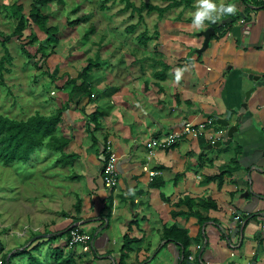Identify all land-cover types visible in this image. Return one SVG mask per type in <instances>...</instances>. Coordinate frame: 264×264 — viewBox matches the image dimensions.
<instances>
[{
  "label": "crops",
  "instance_id": "obj_1",
  "mask_svg": "<svg viewBox=\"0 0 264 264\" xmlns=\"http://www.w3.org/2000/svg\"><path fill=\"white\" fill-rule=\"evenodd\" d=\"M157 1L163 8L170 0ZM201 2L162 14L156 10L153 36L144 26L136 45L98 39L90 60L91 97L74 94L63 111L58 132L67 144L59 151L41 148L51 167L45 176L30 166L41 159L34 153L26 163L0 161V260L8 253L10 264L14 259L20 264V257L29 264L30 253L42 264L66 257L72 264H179L181 244L163 236L165 228L176 226L187 230L189 256L197 261L250 264L257 254L255 264H264V4L221 0L217 15L196 25ZM228 5L235 6L234 13L224 11ZM222 17L231 21L197 54L200 32ZM66 80L52 85L58 87L59 106L41 113L51 114L68 100L61 89ZM94 112L97 126L89 119ZM208 119L213 120L205 131L211 136L187 135L168 148L146 145L185 122ZM233 126L229 144L214 146L227 140ZM107 143L117 158L113 188L102 182ZM20 163L41 173L45 189L28 191L29 181L8 169ZM144 165L155 172L152 177ZM185 198L193 200L190 210ZM198 215L206 220L200 222ZM81 225L93 236L89 251L66 245L68 229ZM235 228L241 234H234ZM124 237L132 243L121 261ZM22 250L29 253L18 254Z\"/></svg>",
  "mask_w": 264,
  "mask_h": 264
},
{
  "label": "rangeland",
  "instance_id": "obj_2",
  "mask_svg": "<svg viewBox=\"0 0 264 264\" xmlns=\"http://www.w3.org/2000/svg\"><path fill=\"white\" fill-rule=\"evenodd\" d=\"M65 1L63 6L51 3L45 7L39 4L41 11L49 15L46 25L48 27L55 26L58 29L54 33L58 41L48 46V55L44 56L39 47L41 46L40 41L46 37L45 32L39 29L37 25L30 23L20 37L13 36L17 19L11 18L8 12L2 8L4 4L10 5L16 2L22 4L23 13L27 16L30 1L0 0V41L5 42L11 56L10 62L5 61L2 65L0 64V115L21 120L34 114L35 111L49 112L50 109L55 110L61 101L59 102L57 99L58 94L55 91L58 90V87H52V85L55 84L54 82L60 83L59 80L65 79V77L69 79L71 75L78 73L81 67H86L88 61L92 60L91 57L94 56L98 39L101 41L106 39L116 41L119 38L136 45L138 44L137 34L143 30L144 26L149 29L151 37L153 36L152 29L157 19L155 11L147 12L146 8H143L139 16L137 12H132L131 9L123 10L125 2L121 0L108 2H103V0ZM130 1L136 7H141L143 3L155 5L158 2L157 0ZM207 2L214 5L213 9L207 10L208 16H216L222 7L221 0H207ZM102 6L105 8L102 9ZM75 20L77 22L73 24ZM131 25H134L133 29H130ZM89 28H92V31L84 36ZM32 35H35L37 40L32 42ZM78 37H80L79 41L81 43L86 41L82 43L84 45L78 42ZM22 45L25 46V50L30 57L22 51ZM119 47L121 48L122 45H119ZM78 49L80 54H78ZM3 55L4 48L0 43V60ZM52 90L53 93H50ZM55 101H58V103ZM40 150L41 148L34 152V156L32 155L34 159L40 157L42 152L47 153L45 149H42L41 152ZM39 152L40 154H38ZM47 156H41V159L30 165L35 166L43 176L46 172L51 171L47 160L49 156ZM42 157L47 158L44 160ZM9 167L8 169L17 171L22 180L29 181L30 189L28 191L31 193L36 191L37 187L42 186L44 188L45 185H48L46 181L42 180L41 173H34V170L29 168L28 164L20 163ZM33 176L36 177V181ZM64 182L67 185L69 184V181L65 179ZM82 226L80 228L83 231L87 232L89 230L85 226L82 228ZM0 242L4 243L2 238H0ZM43 256L45 257V253ZM17 260L20 264H23V257ZM13 261L14 264H18L16 259ZM79 264L88 263L79 262Z\"/></svg>",
  "mask_w": 264,
  "mask_h": 264
},
{
  "label": "trees",
  "instance_id": "obj_3",
  "mask_svg": "<svg viewBox=\"0 0 264 264\" xmlns=\"http://www.w3.org/2000/svg\"><path fill=\"white\" fill-rule=\"evenodd\" d=\"M30 8L28 15H24L22 4L13 2L10 5H2V8L8 12L9 16L13 19H17V24L13 32V36L20 37L24 29L30 23L37 25V27L43 30L46 34V37L40 41L41 46L39 47L42 51V54L48 55L47 48L49 45L56 43L58 41L57 37L54 35L58 31L57 27L51 26L48 27V13L42 12L39 8V4L49 6L51 3L58 4L63 6L65 0H29ZM116 1V0H103V2ZM125 2L123 10L131 9L132 12H137L140 16L143 8H146L147 12L158 11L160 14L165 12L167 9L178 6L180 4L184 5V8L189 6L192 0H170L169 3L163 7L158 8L156 5L143 3L141 7H136L130 0H121ZM105 7L102 6V9ZM77 20L73 22L75 24ZM79 22V18H78ZM210 25L215 27V32L218 31L220 27L215 26V20H213ZM131 29L134 28V25H131ZM92 28L87 29L85 36H87L92 30ZM7 39V38H6ZM5 39V40H6ZM144 39L145 43L148 41L149 37L146 35L141 37V40ZM37 40L35 35H32L31 41ZM4 48V55L0 60V64L3 62H10L11 56L8 53V50L5 46V42L0 41ZM22 51L26 53L29 57L30 55L25 50V46L22 45ZM93 62L88 61L87 66L84 67L75 78L67 79L62 85L61 89L68 94V100H66L60 108L51 114H43L39 111H36L34 114L30 115L26 119L17 120L6 115H0V161L4 164H9L13 162H22L26 163L31 155L39 148L45 147L49 150L59 151L66 144L67 140L64 138L58 130L59 122L63 111L68 107L71 102V98L74 94L81 92V95L87 98L91 97V70L93 68ZM77 80L80 82L77 84ZM97 116L98 113L94 112L89 115V119H93L94 126H97ZM189 205V210L191 205H193V200L185 198ZM211 208L215 207V204L211 203ZM76 211L79 210V201L76 200L75 203ZM175 214V213H173ZM194 214L192 211L187 213ZM199 221L203 222L206 218H202L201 215H198ZM176 231L177 234L173 232ZM164 237L171 238L174 242H179L182 246L181 261L180 264H185V261L188 260L189 251L187 249L190 239L188 238V232L185 229L172 226L170 228H165L163 232ZM132 240L124 237V244L120 253V259H123L127 256V251L130 250V244ZM2 251V246L0 247V252ZM25 250L18 252V254H26ZM29 253V252H28ZM8 253H5L1 257V264H10L11 256L7 257ZM29 264H42L38 258L32 256L29 253ZM74 260L71 257L62 258L57 264H72Z\"/></svg>",
  "mask_w": 264,
  "mask_h": 264
},
{
  "label": "built area",
  "instance_id": "obj_4",
  "mask_svg": "<svg viewBox=\"0 0 264 264\" xmlns=\"http://www.w3.org/2000/svg\"><path fill=\"white\" fill-rule=\"evenodd\" d=\"M264 4V0H257ZM213 119H208L203 123L192 124L191 122H185L182 126L176 130H172L165 135L160 137H153L149 139L146 143L147 147L150 149L154 148H168L174 144L178 139H181L187 135H199V134H209L210 132L205 131L206 125H210ZM103 151L106 153L104 157V163L102 165V182L106 188H113L116 186L118 181V170H117V158L114 152H112L109 143L106 144ZM143 170L148 172V175L152 177L155 172L149 169L146 165L143 166ZM239 219V215L235 216ZM26 228V227H24ZM93 236L90 233L84 232L80 226L70 227L66 235V245L69 249L74 250L79 247L81 251H89L92 246ZM189 260L193 257L189 256ZM1 263V262H0Z\"/></svg>",
  "mask_w": 264,
  "mask_h": 264
},
{
  "label": "water",
  "instance_id": "obj_5",
  "mask_svg": "<svg viewBox=\"0 0 264 264\" xmlns=\"http://www.w3.org/2000/svg\"><path fill=\"white\" fill-rule=\"evenodd\" d=\"M231 21V18H229V17H222V18H218V19H216L215 20V26L216 27H220L221 25H225V24H227L228 22H230ZM215 33V27L213 26V25H210V26H208L206 29H204V30H202L201 32H200V35L201 36H203V43H202V45H201V47L200 48H197L196 50H195V52L197 53V54H201L207 47H208V44H209V41H210V37H211V35H213ZM217 120V122L221 125V126H223V127H226L227 125H228V120L227 119H224V118H217L216 119ZM236 127L235 126H233V127H230L229 129H228V138H227V140L226 141H217V142H215L213 145L214 146H219V145H221V144H229V142H230V136L232 135V133L234 132V131H236ZM244 194H247V192L246 193H244ZM244 217V214H242L241 216H240V220L242 219ZM243 224H245V222H243ZM239 231V233L241 234V228H239V229H237V228H235L234 229V234L236 233V232H238ZM257 257H258V255L256 254L255 256H254V258H253V261L250 263V264H255V262H256V260H257ZM185 264H197V263H195V262H192V261H190V260H186L185 261ZM202 264H206V263H202Z\"/></svg>",
  "mask_w": 264,
  "mask_h": 264
},
{
  "label": "clouds",
  "instance_id": "obj_6",
  "mask_svg": "<svg viewBox=\"0 0 264 264\" xmlns=\"http://www.w3.org/2000/svg\"><path fill=\"white\" fill-rule=\"evenodd\" d=\"M202 8L204 10H200V11H197L195 13L193 23L196 24V25H199L203 21V19H205L208 16V11L207 10L213 9L214 8V5L211 4V3H208L207 0H204V3L202 5ZM235 10L236 9H235V6L234 5H228L224 9V11L226 13H234ZM180 72H181V70L180 69H177V78H179Z\"/></svg>",
  "mask_w": 264,
  "mask_h": 264
},
{
  "label": "flooded vegetation",
  "instance_id": "obj_7",
  "mask_svg": "<svg viewBox=\"0 0 264 264\" xmlns=\"http://www.w3.org/2000/svg\"><path fill=\"white\" fill-rule=\"evenodd\" d=\"M189 257V256H188ZM193 257V256H192ZM181 258L182 257H180V259H179V264H180V261H181ZM189 260V259H188ZM190 261H192V262H195V263H197V264H202V262L201 261H197V260H195V258L193 257V259L192 260H190Z\"/></svg>",
  "mask_w": 264,
  "mask_h": 264
}]
</instances>
